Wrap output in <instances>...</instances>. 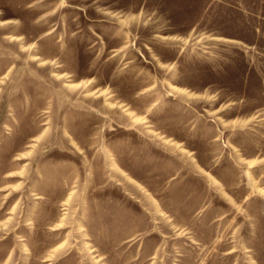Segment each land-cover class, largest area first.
<instances>
[{"label": "rangeland", "instance_id": "1", "mask_svg": "<svg viewBox=\"0 0 264 264\" xmlns=\"http://www.w3.org/2000/svg\"><path fill=\"white\" fill-rule=\"evenodd\" d=\"M0 264H264V0H0Z\"/></svg>", "mask_w": 264, "mask_h": 264}]
</instances>
